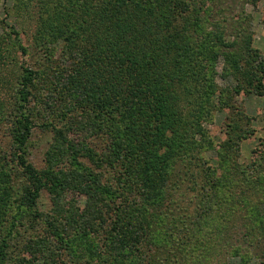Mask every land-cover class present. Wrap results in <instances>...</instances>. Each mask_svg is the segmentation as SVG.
<instances>
[{
	"label": "rangeland",
	"instance_id": "rangeland-1",
	"mask_svg": "<svg viewBox=\"0 0 264 264\" xmlns=\"http://www.w3.org/2000/svg\"><path fill=\"white\" fill-rule=\"evenodd\" d=\"M44 3L0 0V238L9 234L4 264H98L96 258L86 257L93 236H83L78 223L87 208V195L68 185L42 190L33 205L23 203L31 183L15 155L12 134L23 111L34 123L23 148L28 164L46 177L65 176L75 164L95 170L114 202L127 189L122 190L119 165L110 156H101L110 139L109 132L97 127L98 108L88 105L79 110L85 116L83 122H94V130L81 137L66 134L81 142L84 155L74 158L56 135L55 127L68 126L69 112L61 105L66 91L55 87L68 58L62 53V39L52 41L49 33L36 38ZM195 3V14L186 13L180 22L181 27L188 24L182 36L196 49L199 70L198 79L189 83L191 92L179 90L187 122L184 139L168 168L169 188L163 205L159 210L150 205L135 214L159 211L148 236L159 240L147 246L152 264H264V233L256 230L251 214L254 207L264 212V0ZM214 34L221 35L220 42L212 41ZM203 40L210 43L207 50ZM24 60L37 74L23 107L19 91ZM183 69L191 71L186 64ZM255 72L259 81L252 80ZM208 91L210 99L205 101ZM54 95H59L55 101L59 104L51 102ZM103 124L104 130L120 128L113 115ZM100 157L107 166L98 170L94 166ZM213 182L234 196L229 201L232 205L221 208L228 204V196L219 193L217 201L222 203L212 204ZM136 184V180L129 182L132 188ZM127 198L145 205L129 190ZM200 220L205 224L200 225ZM164 233L172 238L170 243L161 242ZM243 256L249 262L244 263Z\"/></svg>",
	"mask_w": 264,
	"mask_h": 264
},
{
	"label": "trees",
	"instance_id": "trees-1",
	"mask_svg": "<svg viewBox=\"0 0 264 264\" xmlns=\"http://www.w3.org/2000/svg\"><path fill=\"white\" fill-rule=\"evenodd\" d=\"M43 6L36 38L49 33L52 41L62 39V53L64 59L68 58L55 80V87L65 90L66 99H70H64L61 104L69 112L68 126L55 127L56 135L74 158L84 155L81 142L69 139L66 134L81 137L82 133L94 130V122H83L81 119L85 116L79 110L88 105L98 108L101 114L97 127L103 133L109 132L110 139L101 156H110L119 165V177L122 176L119 181L122 190L127 189L119 192L120 200L114 202L110 190L101 184V174L95 170L81 169L75 164V169L67 171V175L55 177L53 174L52 177L50 174L49 178L28 164L23 148L34 123L23 111L12 133L15 155L31 183V191L23 203L35 204L46 188L70 185L74 191L88 197L87 208L78 222L83 236L91 233L94 238H89L86 257L96 258L98 264H138L140 260L149 264L147 257L151 256L147 253L151 250L147 246L159 240L153 235L148 239V236L159 211L150 213L152 216L148 211L147 216L135 211L147 210L150 205L159 210L168 195V168L182 145L187 125L182 116L179 90L190 93L189 83L196 81L199 74L196 49L182 36L188 24L181 27L180 22L186 13L195 14L198 5L195 0H45ZM221 39V35L214 34L212 41L216 43ZM203 44L205 50L210 47L207 41L203 40ZM20 49L23 53L26 51L23 46ZM23 63L19 98L24 107L29 102L30 87L37 73L25 60ZM183 64L191 71L184 70ZM236 67H239L237 63ZM253 75L252 80L256 81L257 73ZM210 93L207 92L205 101L210 99ZM58 96L54 95L51 100L54 105ZM111 115L118 118L120 128L104 130L103 123ZM88 157L92 159L90 154ZM98 160L95 169L107 166V161ZM135 180L138 185L132 188L129 182ZM211 185L214 189L212 204L220 206L222 203L217 201L219 193L228 196V204L223 203L221 208L232 205L229 201L233 195H228L219 183ZM128 190L138 196L139 201H145L146 206L129 201ZM251 214L256 230L264 233V212L254 207ZM200 221V225L205 224ZM7 235L0 238V264L6 260ZM168 235L164 233L161 242L170 243L172 238H167ZM242 258L244 263L249 262L248 258Z\"/></svg>",
	"mask_w": 264,
	"mask_h": 264
}]
</instances>
